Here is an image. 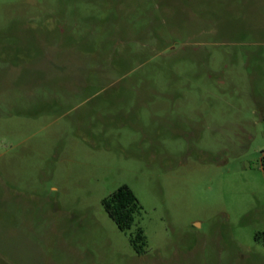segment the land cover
Returning <instances> with one entry per match:
<instances>
[{"label": "rangeland", "instance_id": "1", "mask_svg": "<svg viewBox=\"0 0 264 264\" xmlns=\"http://www.w3.org/2000/svg\"><path fill=\"white\" fill-rule=\"evenodd\" d=\"M0 208L14 264H264V0H0Z\"/></svg>", "mask_w": 264, "mask_h": 264}, {"label": "trees", "instance_id": "2", "mask_svg": "<svg viewBox=\"0 0 264 264\" xmlns=\"http://www.w3.org/2000/svg\"><path fill=\"white\" fill-rule=\"evenodd\" d=\"M101 203L109 218L121 231L131 228L134 223V216L140 209L136 196L126 185L119 186L115 191L104 197ZM130 243L137 253L144 252L145 237L141 228H136Z\"/></svg>", "mask_w": 264, "mask_h": 264}, {"label": "crops", "instance_id": "3", "mask_svg": "<svg viewBox=\"0 0 264 264\" xmlns=\"http://www.w3.org/2000/svg\"><path fill=\"white\" fill-rule=\"evenodd\" d=\"M9 208H0V264H14L19 258L22 247L33 245L31 232L23 234L22 219L16 213L7 212Z\"/></svg>", "mask_w": 264, "mask_h": 264}]
</instances>
